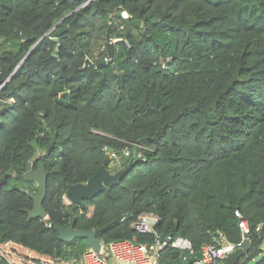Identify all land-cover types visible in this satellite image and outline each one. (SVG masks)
Returning <instances> with one entry per match:
<instances>
[{
  "label": "trees",
  "instance_id": "16d2710c",
  "mask_svg": "<svg viewBox=\"0 0 264 264\" xmlns=\"http://www.w3.org/2000/svg\"><path fill=\"white\" fill-rule=\"evenodd\" d=\"M113 40L114 62L98 65ZM1 85L0 264L79 261L88 240L58 234L71 226L151 244L132 228L144 214L188 239L193 259L222 237L238 244L244 219L239 264H264V0H0ZM107 149L133 155L129 172L67 203ZM31 161L48 177L45 219L27 213ZM192 261L167 248L160 264Z\"/></svg>",
  "mask_w": 264,
  "mask_h": 264
},
{
  "label": "built area",
  "instance_id": "2783aa9c",
  "mask_svg": "<svg viewBox=\"0 0 264 264\" xmlns=\"http://www.w3.org/2000/svg\"><path fill=\"white\" fill-rule=\"evenodd\" d=\"M123 17H128L123 13ZM118 40H113L117 42ZM107 63L108 59L106 58ZM4 85L0 86V92ZM4 101L0 98V105ZM109 150V149H107ZM106 150V153H107ZM131 153L127 150L122 156L113 152L110 154L112 172H118L112 168H121L122 157L128 158ZM235 215L242 218L239 211ZM159 222V218L154 214H144L140 216L132 225L134 232L143 235H152L154 241L151 244L137 243L131 240H119L108 244L102 242L100 252H96L89 248L81 257L79 261H65V262H45L43 264H160L162 253L165 249L170 248L180 252V259L182 262L193 264H213L218 261H224L225 258L235 250L242 248L247 241L250 234V227L246 220L242 219L239 222V227L242 231V239L238 244H233L225 240L221 235V240L215 243L205 244L202 248L200 258L193 259L194 250L192 243L183 237H173L171 235L163 236L156 232L155 227ZM2 256L6 258L5 254ZM7 259V258H6ZM7 264H13L7 261Z\"/></svg>",
  "mask_w": 264,
  "mask_h": 264
},
{
  "label": "water",
  "instance_id": "95a60500",
  "mask_svg": "<svg viewBox=\"0 0 264 264\" xmlns=\"http://www.w3.org/2000/svg\"><path fill=\"white\" fill-rule=\"evenodd\" d=\"M68 17L69 16L63 18L54 27V29ZM153 22L156 23L157 20L154 19ZM135 24L138 27H143L144 25L140 21H135ZM69 31H70L69 27L59 29L53 34L51 40L54 42H58L59 37ZM48 35L49 33L46 34L41 40H43ZM36 39H37L36 37L33 38V40ZM40 41H38L37 44ZM35 46L31 48L27 56L30 55V53L35 48ZM106 49H107L108 63L112 64L115 59V45L112 42H109L106 46ZM106 63L107 60L104 59L98 62V65H102ZM14 74L15 72L9 77L6 83L13 77ZM113 152L114 151L112 149L107 150L106 159L103 165L97 170V172L90 180H88L84 184H76L68 187L67 192L65 194V199L70 204H77L83 206L85 201L93 199L99 193L101 192L108 193L111 187H113L117 182L121 181L125 177V175L129 172L132 166L133 155L131 154L128 158L122 157L121 161H122V166L124 168L121 171L114 173L110 169L111 159L109 157L110 154H112ZM24 178L28 181L34 182L36 184V190H37L35 194L31 195L34 204L32 210L27 211L29 215V219H35V218L45 219L47 217V213L44 210L43 205L47 198V187H48V177L45 170V165L43 163H40L38 165L37 170H34L33 162L32 161L28 162L24 173ZM58 234L59 237L66 242H72L77 238H86L88 240L89 248L93 249L96 252H100L101 250L102 241L97 237V232L95 230L81 231V230H75L74 227L71 226L68 229H58ZM250 245L251 243L248 237L247 241L245 242L242 248L235 250L225 258V260L223 261L224 264H239L240 260L244 257L246 251L249 250Z\"/></svg>",
  "mask_w": 264,
  "mask_h": 264
},
{
  "label": "rangeland",
  "instance_id": "374dc122",
  "mask_svg": "<svg viewBox=\"0 0 264 264\" xmlns=\"http://www.w3.org/2000/svg\"><path fill=\"white\" fill-rule=\"evenodd\" d=\"M112 43L114 44V42L112 41ZM66 202L68 203V201L66 200ZM263 249H264V247H263ZM250 264H254V262L253 263H250Z\"/></svg>",
  "mask_w": 264,
  "mask_h": 264
}]
</instances>
